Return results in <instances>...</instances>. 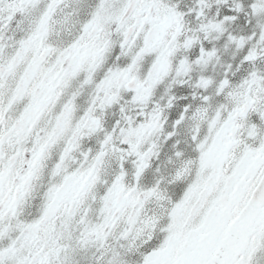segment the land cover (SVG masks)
<instances>
[{
    "label": "snow or ice",
    "instance_id": "snow-or-ice-1",
    "mask_svg": "<svg viewBox=\"0 0 264 264\" xmlns=\"http://www.w3.org/2000/svg\"><path fill=\"white\" fill-rule=\"evenodd\" d=\"M0 264H264V0H0Z\"/></svg>",
    "mask_w": 264,
    "mask_h": 264
}]
</instances>
